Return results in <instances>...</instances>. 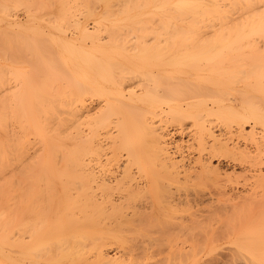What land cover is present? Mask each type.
I'll return each mask as SVG.
<instances>
[{
  "label": "bare ground",
  "instance_id": "1",
  "mask_svg": "<svg viewBox=\"0 0 264 264\" xmlns=\"http://www.w3.org/2000/svg\"><path fill=\"white\" fill-rule=\"evenodd\" d=\"M184 208L264 264V0H0V264H147Z\"/></svg>",
  "mask_w": 264,
  "mask_h": 264
},
{
  "label": "rangeland",
  "instance_id": "2",
  "mask_svg": "<svg viewBox=\"0 0 264 264\" xmlns=\"http://www.w3.org/2000/svg\"><path fill=\"white\" fill-rule=\"evenodd\" d=\"M186 208H184V209H182V210H178V211H173V214H169V213H172V211H166L167 213H164L163 215H162V219L164 220V221H168L167 223H168V226L171 224V222H172V226L170 225L169 227L168 226H166L167 224H164L163 223V221H161L162 223V225L161 224H159V228H160V225H161V229H159V228H157V226H155L156 227V229L154 230V231H152V232H154L152 235H153V237H154V235H155V237H154V239L152 238L151 240H150V238H146V240H143V242H144V245H142V247H143V252H141L140 251V255L142 254V259H144V261L143 262H146L147 264H152V262H154V263H156V264H160V262H161V264L164 262V264H181V262H182V264H221L222 262L221 261H223V260H230V258L231 259H234V258H232L231 256H232V254H231V256H230V258L228 257V251H229V253H231V252H235V255L233 256V257H237L236 258V261H234V260H230L229 262H227L226 264H258L259 263V261H257V260H255V259H253L252 258V256H249V254L247 255L245 252L244 253H242V251L240 250V251H238V248L236 247V246H234V243L233 244H231V242H230V240H229V238L227 239V237L225 236L226 235V233H224V232H226V231H224L226 228L225 227H223V226H221V225H219V223L217 222V220H218V217H220V216H218V214L220 215V213H218V212H216L217 214H215V216L217 217H214V214L213 215H210V214H208L209 215V217L210 216H212V218L210 217H208L207 219H206V225L205 226H203V225H201V226H199V223H198V227H197V225L195 226V224H190L191 226H189V227H186V228H180V230H179V227L177 226V222H178V220H179V218H181V216L182 215H189L188 213H190L191 214V212L192 211H190V212H188L187 211V213H186V210H185ZM189 210V209H188ZM176 212V213H175ZM208 212H206V213H203V215L204 214H207ZM209 213H211V212H209ZM212 213H213V211H212ZM215 213V212H214ZM175 215V216H174ZM203 215L201 216L202 218H203ZM205 216H207V215H205ZM204 216V218H206ZM176 217H178V218H176ZM165 218V219H164ZM221 218V217H220ZM161 219V220H162ZM217 219V220H216ZM170 220V221H169ZM213 220V221H212ZM215 220V221H214ZM209 223H208V222ZM211 221V222H210ZM165 222V223H166ZM204 222H205V220H204ZM204 222H201L202 224L204 223ZM214 222H217L216 223V225H211L212 223H214ZM210 224V225H209ZM221 224V223H220ZM163 225H165L163 228H162V226ZM176 225V226H175ZM192 225H194V227H192ZM209 226V227H208ZM212 226H214V227H212ZM218 226H221V227H218ZM202 227H204V229L205 228H207L206 230H204V232L206 231V233H201V232H203V229H202ZM210 227H212V229H210ZM218 227V228H217ZM165 228V229H164ZM168 228L169 229H171V230H173L174 232H173V236H172V234H169V236L167 237H164V230L166 231V230H168ZM177 229L176 230V232H175V230L174 229ZM193 228V229H192ZM225 228V229H224ZM217 229V230H216ZM221 229H223V230H221ZM163 230V232L162 233H164L163 235H161L162 233H161V231ZM191 230H194L195 232H197V233H193L194 231H191ZM202 230V231H201ZM219 230H221V231H219ZM156 231H159V232H156ZM187 233H186V232ZM207 231H208V233H207ZM213 231V232H212ZM218 231V232H217ZM168 232H169V230H168ZM167 232V233H168ZM172 232V231H171ZM215 232V233H214ZM220 232H221V234H220ZM159 233V234H158ZM187 235H186V234ZM191 233V234H190ZM213 233V234H212ZM216 233H219L218 235L216 234ZM198 234V237L201 239H199L198 237L197 238H194L195 237V235H197ZM209 234V235H208ZM215 234V235H214ZM225 234V235H224ZM222 235V237H220ZM144 236H147V235H144ZM156 236H157V238H156ZM159 236V237H158ZM192 236H194L193 238H191ZM200 236H202V237H200ZM214 236V237H213ZM148 237V236H147ZM161 237V238H160ZM164 237V238H163ZM171 237H172V239H171ZM203 237H204V239H203ZM145 238V237H144ZM155 238H156V240H155ZM177 240H176V239ZM207 238V239H206ZM212 238V239H211ZM215 238V239H214ZM225 238V239H224ZM175 239V240H174ZM190 241H189V240ZM193 239V240H192ZM195 239V240H194ZM199 239V240H198ZM219 239H221V240H219ZM149 240V241H148ZM197 240V241H196ZM203 240V241H202ZM208 240V241H207ZM214 240V241H213ZM229 240V241H228ZM145 241H147L148 243L150 242V246H145ZM152 241V242H151ZM168 241V242H167ZM193 241V242H192ZM196 241V242H195ZM146 242V243H147ZM166 242V244H164ZM112 243H116V242H112ZM111 243V244H112ZM196 243V244H195ZM214 243V244H213ZM110 244V245H111ZM169 244V245H168ZM198 244V245H197ZM201 244V245H200ZM109 245V246H110ZM114 245V248H115V250H116V248L118 249V247L120 248V244H112L110 247H112ZM146 245H149V244H146ZM156 245H157V247H156ZM163 245V246H162ZM188 245V246H187ZM191 245V246H190ZM202 245L204 246V247H202ZM141 246V245H140ZM178 246V247H177ZM231 246V247H230ZM122 247V246H121ZM130 247V246H129ZM149 247V248H148ZM175 247V248H174ZM189 248V247H191V248H193L194 250L191 252V254L189 253V254H187V253H185V252H183L181 255H180V250L181 249H186V248ZM235 247V248H234ZM113 248V247H112ZM123 248L125 249V248H127L126 246H124L123 245ZM151 248V249H150ZM157 248V250L155 251L154 249H156ZM177 248V249H176ZM178 248H179V252H178ZM181 248V249H180ZM197 248L198 249H200L199 251L197 250ZM202 248V249H201ZM232 248H233V250H232ZM237 248V249H236ZM123 249V250H124ZM128 249V248H127ZM131 249H132V247H131ZM130 249V250H131ZM148 249V250H147ZM159 249L161 250V251H159ZM174 249V250H173ZM176 249V250H175ZM237 251H236V250ZM114 250V251H115ZM118 250H122V248L121 249H118ZM126 250V249H125ZM129 250V249H128ZM130 250H129V253L131 254V252H135V253H137V251L135 250H131V252H130ZM147 250V251H146ZM145 251V252H144ZM150 251V252H149ZM158 251V252H157ZM169 252H171V254L169 253ZM173 252V253H172ZM175 252V253H174ZM176 252H178V254L176 253ZM200 252V253H199ZM210 252V253H209ZM129 253H128V255H129ZM224 253L226 254V255H224ZM243 254V256L244 257H242V255L241 254ZM161 254L163 255V257H165V258H163V257H161ZM164 254H166V255H164ZM195 254V255H194ZM245 254V255H244ZM136 255V254H135ZM150 255L151 256H153V258L152 257H150ZM173 257H172V256ZM177 255V256H176ZM189 256V257H187V256ZM171 256V258H168V257H170ZM175 256V257H174ZM225 256H227L228 257V259H226V257ZM136 257V256H135ZM156 259H155V258ZM182 257H185V258H181ZM225 257V258H224ZM241 257V258H240ZM152 258V259H151ZM165 259V260H161V259ZM147 260V261H146ZM179 260H181V261H179ZM142 261V260H141ZM157 261V262H156ZM158 261H159V263H158ZM169 261V262H168ZM177 261V262H176ZM179 261V262H178ZM210 261V262H209ZM151 262V263H150ZM258 262V263H257ZM260 264H262V263H260Z\"/></svg>",
  "mask_w": 264,
  "mask_h": 264
}]
</instances>
